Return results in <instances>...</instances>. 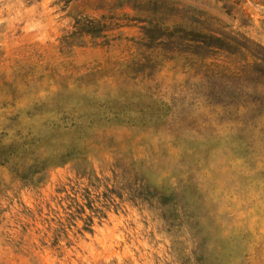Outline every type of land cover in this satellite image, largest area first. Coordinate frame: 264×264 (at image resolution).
<instances>
[{
	"label": "rangeland",
	"instance_id": "obj_1",
	"mask_svg": "<svg viewBox=\"0 0 264 264\" xmlns=\"http://www.w3.org/2000/svg\"><path fill=\"white\" fill-rule=\"evenodd\" d=\"M259 58L264 0H0V264H264Z\"/></svg>",
	"mask_w": 264,
	"mask_h": 264
},
{
	"label": "trees",
	"instance_id": "obj_2",
	"mask_svg": "<svg viewBox=\"0 0 264 264\" xmlns=\"http://www.w3.org/2000/svg\"><path fill=\"white\" fill-rule=\"evenodd\" d=\"M157 28L159 29L160 32H164L163 34L161 33L162 36L166 34L168 30L172 29L171 34L168 35V37L171 38L172 40H176V34L179 32V30H181V31L186 32L188 36L187 40L190 43L195 42L197 44H203V45H206V47L208 48H221V46L225 47V45H222L223 43L219 45V42L223 41L222 38L216 35H213L211 33L202 32V31L193 30V29L184 30V28L182 27L179 29L175 24L168 25V23H161ZM80 30L84 34H94L95 32L90 27L88 28L82 27L80 28ZM144 34L147 35V32H144ZM155 36H158L157 37L158 39L160 37V35H155ZM232 41H234L232 37H227L225 40L226 42L225 44H227L226 46H229L230 42ZM173 48L177 49L178 47L173 46ZM259 59L261 60V62H259L258 64L261 66H264V59L263 58H259ZM253 64L256 65V60L254 61ZM116 116L120 118V116H123V115H121V113L117 111ZM53 149L54 150L52 151V153H50L49 156L40 158V170H44L45 167L49 165L65 164L68 161H70L72 156L76 155L77 153L75 148L70 147L67 144H56V142L53 144Z\"/></svg>",
	"mask_w": 264,
	"mask_h": 264
}]
</instances>
